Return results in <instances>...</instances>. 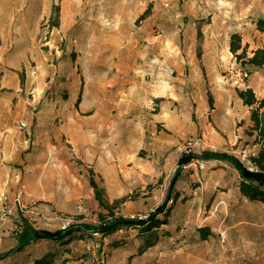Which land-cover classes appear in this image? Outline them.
Instances as JSON below:
<instances>
[{
  "label": "rangeland",
  "instance_id": "obj_1",
  "mask_svg": "<svg viewBox=\"0 0 264 264\" xmlns=\"http://www.w3.org/2000/svg\"><path fill=\"white\" fill-rule=\"evenodd\" d=\"M221 20H264V0H0V256L26 224L97 225L108 211L92 181L116 216L147 219L170 201L169 217H159L166 224L151 231L38 241L0 264H264V204L241 193L238 172L179 163L216 152L254 169L261 148L236 98L249 83L259 93L262 77L232 58L227 36L207 39ZM263 44L254 34L246 55ZM175 47L197 68L183 72L192 97L175 103L169 132L151 91L157 62ZM119 56L140 71L137 90L108 86L98 104L94 61L105 77L106 58L113 65ZM164 67L166 81L176 76ZM192 139L201 142L190 148Z\"/></svg>",
  "mask_w": 264,
  "mask_h": 264
},
{
  "label": "trees",
  "instance_id": "obj_2",
  "mask_svg": "<svg viewBox=\"0 0 264 264\" xmlns=\"http://www.w3.org/2000/svg\"><path fill=\"white\" fill-rule=\"evenodd\" d=\"M59 13V9H56ZM257 30L264 35V20L255 21ZM53 27H59V20L52 24ZM246 47L242 46V39L240 35L233 34L230 40V52L237 60V62L244 61V65L248 64L263 71L264 76V44L261 49L253 52L251 57L246 55ZM238 96L243 102V105L250 108V121L252 127L247 132V135L255 137V144L259 145L260 151L257 156L250 158V162L255 167L254 169L246 167L237 158L227 155L226 153L203 152L201 154L183 155L179 161L180 165H189L191 162H221L231 165L239 174L241 180V193L250 201H259L264 204V99L258 100L252 89L238 92ZM95 188L97 200L100 206L108 212L100 214L99 223L97 225L80 224L77 226H70L66 229L58 231L36 230L32 227L23 225L18 238V245L15 249L4 256H0V261L3 258L11 257L13 255L23 252L29 245L38 241H50L57 243H66L73 240L77 235H100L102 238H108L119 231L127 229H146L151 231L166 224L162 222L159 217H169L170 211L168 209L169 200L162 207L158 208L156 212L151 214L147 219H129L120 216L110 211L109 206L105 203L103 193L98 189L96 183L92 181ZM173 188H170L172 192Z\"/></svg>",
  "mask_w": 264,
  "mask_h": 264
},
{
  "label": "crops",
  "instance_id": "obj_3",
  "mask_svg": "<svg viewBox=\"0 0 264 264\" xmlns=\"http://www.w3.org/2000/svg\"><path fill=\"white\" fill-rule=\"evenodd\" d=\"M257 20H240V23L238 25H235V27L227 26L222 22L221 20V30L214 29L210 27L211 31L209 32V35H207V39H216L222 36H227L229 44H228V52H230V40L231 36L233 34L240 35L242 39V46L246 47L247 45H250L251 40L253 39L254 34H257L260 32L257 30L256 23ZM263 35V34H262ZM107 47V46H106ZM262 48V47H261ZM260 48V49H261ZM250 49V48H249ZM251 53L249 56L251 57L253 52L258 50L250 49ZM215 51V50H213ZM216 52L219 54V50L216 49ZM171 54L163 57V62L160 60L158 64V72H156L157 79L159 80V84L155 87L152 86L153 91H151V94L154 95V99L159 102L160 107V114H159V120L162 122H167L164 126L166 127V130L169 132H172L173 129H175L176 124L173 121V114H176V111L172 109L177 102H183L186 103L190 97H192L191 89L193 88L191 81H184L182 79L183 72L186 70L195 71L197 68V65L195 66L194 61L188 58L185 54H183L177 47L174 49L172 48L170 51ZM232 58L233 55L231 54ZM161 59V58H160ZM206 60V55L204 56L203 60H201V63H204ZM109 58H106V68L105 71L106 75L105 77L102 76V68L98 67L100 62H98L97 59H95V63H97V66H93L94 68V78L95 79V87L94 91L92 93V96L95 98L98 104L102 102V90H108V86L112 87V90L114 87L117 89V91L122 90L124 87L127 86H133V88H130L132 91L135 89L137 90V83H138V76L140 71L138 69H135V65L133 64L132 68L129 66L130 64V58L129 56H119L117 58V63L113 65H109ZM128 65V67H127ZM170 70V72L173 73L176 72V76L172 77L170 80L166 81L167 79V73L166 69ZM243 69H247L251 72V74H258L262 77V88H259L258 90L255 89L253 83H249L246 85L242 90L245 91L247 89H252L255 93V96L258 100L264 99V76L263 71L260 68L245 64L241 66ZM113 74V76L107 75V73ZM109 80V81H108ZM121 81L123 83L121 86L117 87L116 82ZM239 91V92H240ZM132 94V92H131ZM237 104H239L241 107L248 109L250 111V108L243 105V102L237 96ZM233 97L231 96L229 101V106L233 103ZM227 103V99L225 101ZM174 112L172 115L171 113ZM169 114V115H168ZM235 135L229 134L227 136V140L232 142V138H234ZM229 138V139H228Z\"/></svg>",
  "mask_w": 264,
  "mask_h": 264
},
{
  "label": "built area",
  "instance_id": "obj_4",
  "mask_svg": "<svg viewBox=\"0 0 264 264\" xmlns=\"http://www.w3.org/2000/svg\"><path fill=\"white\" fill-rule=\"evenodd\" d=\"M246 76H247V74H245L244 77H246ZM22 127H23L24 129H26L28 126H27L26 123H23V124H22ZM200 142H201L200 139H197V140L192 139V140H190V142H189V146H190V148H193V147L199 145Z\"/></svg>",
  "mask_w": 264,
  "mask_h": 264
}]
</instances>
